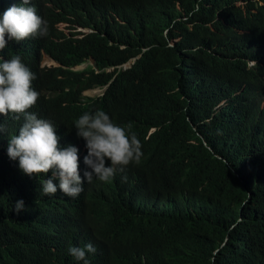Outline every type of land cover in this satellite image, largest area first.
Returning a JSON list of instances; mask_svg holds the SVG:
<instances>
[{
    "label": "trees",
    "instance_id": "16d2710c",
    "mask_svg": "<svg viewBox=\"0 0 264 264\" xmlns=\"http://www.w3.org/2000/svg\"><path fill=\"white\" fill-rule=\"evenodd\" d=\"M14 5L48 35L8 41L0 62L35 74L28 111L79 149L81 176L85 111L131 125L143 155L75 198L43 196L51 171L7 154L23 117L0 115V264H84L68 249L89 243L88 264H264V0H0V15Z\"/></svg>",
    "mask_w": 264,
    "mask_h": 264
},
{
    "label": "clouds",
    "instance_id": "9594fccd",
    "mask_svg": "<svg viewBox=\"0 0 264 264\" xmlns=\"http://www.w3.org/2000/svg\"><path fill=\"white\" fill-rule=\"evenodd\" d=\"M21 4L29 5V0H21ZM199 10L197 5L193 13ZM47 35V21L37 14L34 6L14 5L0 15V50L8 41L19 43L30 37ZM35 78L19 55L0 62V115L11 113L16 119L23 117L18 134L8 139L7 154L10 160H18L20 171L29 177L46 176L51 171V177L43 179L40 185L43 196L55 195L59 190L63 195L75 198L83 191L85 183H91L93 179L110 182L117 171L122 172L130 164L140 162L142 144L131 131V125L125 128L114 123L103 110L85 111L74 121L76 136L84 140L87 149L86 169L81 176L79 149L72 145L61 147L54 125L28 111L39 97L32 86ZM5 131L6 126L0 124V134ZM25 210L23 199L14 202L13 211L17 215ZM95 251L91 243L68 249L76 261H84V264H88L86 255Z\"/></svg>",
    "mask_w": 264,
    "mask_h": 264
},
{
    "label": "rangeland",
    "instance_id": "374dc122",
    "mask_svg": "<svg viewBox=\"0 0 264 264\" xmlns=\"http://www.w3.org/2000/svg\"><path fill=\"white\" fill-rule=\"evenodd\" d=\"M64 26L63 25H60V28H63ZM80 30V29H78ZM82 31H86V30H82ZM52 60H50L49 58L47 57H43L42 59V62H41V65L42 66H50V65H53L52 63ZM86 65H82V66H79L77 67L76 69L80 70V69H83ZM124 68H128V65L124 66ZM103 89H100V88H95L93 90H89V91H86L84 92L83 94L87 97H96V96H99L101 93H102Z\"/></svg>",
    "mask_w": 264,
    "mask_h": 264
},
{
    "label": "water",
    "instance_id": "95a60500",
    "mask_svg": "<svg viewBox=\"0 0 264 264\" xmlns=\"http://www.w3.org/2000/svg\"><path fill=\"white\" fill-rule=\"evenodd\" d=\"M128 65V67L130 66L129 64H127ZM126 66V65H125Z\"/></svg>",
    "mask_w": 264,
    "mask_h": 264
}]
</instances>
